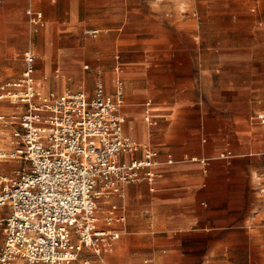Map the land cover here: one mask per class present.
I'll list each match as a JSON object with an SVG mask.
<instances>
[{
	"label": "crops",
	"instance_id": "0c3cea01",
	"mask_svg": "<svg viewBox=\"0 0 264 264\" xmlns=\"http://www.w3.org/2000/svg\"><path fill=\"white\" fill-rule=\"evenodd\" d=\"M251 4L2 0L0 59L24 46L38 61L36 48L46 45L45 92L61 94L75 80L72 90L89 94V75L114 94L121 80L125 133L158 154L153 189L143 180L124 187L126 200L115 198L126 216L113 227L122 236L92 264H264V125L254 120L264 111V12ZM28 9L43 13L37 34ZM55 46L65 80L57 86ZM14 66L0 67V86L21 76L24 59ZM3 105L0 114L16 112Z\"/></svg>",
	"mask_w": 264,
	"mask_h": 264
},
{
	"label": "built area",
	"instance_id": "2783aa9c",
	"mask_svg": "<svg viewBox=\"0 0 264 264\" xmlns=\"http://www.w3.org/2000/svg\"><path fill=\"white\" fill-rule=\"evenodd\" d=\"M26 14L37 34L44 26L43 13L28 9ZM36 62L35 53L25 52L21 76L0 86V104L16 109L0 115L10 138L9 156L0 159L10 157L21 166L17 178L0 180V209H6L0 215V264H75L84 252L104 263L121 238L113 227L126 223L114 200L123 197L125 186L143 180L153 189L158 154L148 147L141 151L125 133L121 80L114 94L102 86L93 95L45 92L37 85ZM254 120L264 125V111ZM167 163L174 164L172 156ZM103 198L111 205L105 228L97 217Z\"/></svg>",
	"mask_w": 264,
	"mask_h": 264
},
{
	"label": "rangeland",
	"instance_id": "374dc122",
	"mask_svg": "<svg viewBox=\"0 0 264 264\" xmlns=\"http://www.w3.org/2000/svg\"><path fill=\"white\" fill-rule=\"evenodd\" d=\"M259 7L262 8L263 12H264V0H252L251 11L252 12L258 11ZM88 37H90V36H88ZM0 38H1L0 41H2L4 39V37H1V36H0ZM38 44H40V42H38ZM46 48H47L46 45L41 47L40 50H38L36 48L38 56H39L38 61H37V67H36L37 78H38V81H40V80L42 81V82L40 81V83H41L42 90H44V91L47 90V85H46V81L44 80L43 75L46 76V78H47L48 74L46 72H45V74H43V71H44L45 67H47L49 65V63L51 62L50 56H49V48H47V50H46ZM18 49H19L18 51L17 50L12 51V53L10 54V56L8 58L0 59V67L16 65L17 67L22 69L23 68L24 53L26 52V50L28 48L24 47V46H19ZM54 49H55V51H54L55 54L53 55V63L52 64H53L54 70L56 71V74L52 80L60 81L61 79L56 78V75H58V74L63 76L62 72L57 70L58 69V54H57L58 46H55ZM46 54H47V60H43L42 57H44ZM17 55H18V57H17ZM89 65H90V63H85L84 66H89ZM16 66H14V67L17 68ZM83 69H84V67H83ZM231 70L233 72L236 71L237 73L240 72V69L233 68ZM228 71H230V69ZM259 72L261 73V70ZM86 73H88V71H86ZM77 80H80V79H77ZM241 80L242 81L244 80V82L249 83L251 79H250V77L244 76V79L241 78ZM87 81H88L87 91L89 92L90 95H93L95 88H96V84H95V82L92 81V79L90 78L89 75L87 76ZM74 82H75V80H73L72 82H68V84L66 86L67 89H65V90H72V84H74ZM57 85H58V82H57V84H55V86H57ZM51 90L53 92H55V89L54 90L51 89ZM3 106H5V105H3ZM3 106L0 107V111L4 110ZM2 127L3 126L0 123V145H2V147L0 148V155L1 154H7L8 155L9 151H10V147H9L10 146V143H9L10 138L8 135V131H6L7 129L2 128ZM2 140H3V142H2ZM4 142H7V143H4ZM2 143H4V144H2ZM0 161H4L3 163H0V177L4 176V177L9 178L10 180H14L15 178L18 177V171L20 170L21 166L16 160H11L10 157H7L4 160L0 159ZM110 210H111V205H107L105 203H100L99 209H98V212H100V214H97V217L106 218L108 216V212ZM5 211H6V209H0V215H2L3 212H5ZM103 212L106 214H103ZM106 226H107L106 223L100 225V227H103V228H105ZM3 240H4V236H3V233L0 231V251L3 247ZM86 259L96 260L92 255H90L87 252H84L76 264H83V261ZM95 264H98V263L96 262Z\"/></svg>",
	"mask_w": 264,
	"mask_h": 264
},
{
	"label": "bare ground",
	"instance_id": "6f19581e",
	"mask_svg": "<svg viewBox=\"0 0 264 264\" xmlns=\"http://www.w3.org/2000/svg\"><path fill=\"white\" fill-rule=\"evenodd\" d=\"M15 8V7H14ZM17 9V8H16ZM12 10V9H11ZM33 44V43H32ZM43 77H44V80L46 81V85H47V87H49V84H50V82H48V78H46V76H44L43 75ZM56 78H59V79H61L60 81H62V80H64L63 79V76H61L60 74H58V75H56ZM60 81H57V82H60ZM65 81V80H64ZM65 83V82H64ZM37 85H38V81H37ZM39 86V85H38ZM66 88V87H65ZM65 91H67V90H65ZM83 91V90H82ZM1 106H3V104H0V107ZM5 110L7 109L5 106L3 107ZM161 112V111H160ZM153 122V121H152ZM136 123V122H135ZM2 136V135H1ZM5 136V135H4ZM2 142H3V140H2ZM4 143H7V142H4ZM4 143H2V144H4ZM2 147V145H0V148ZM4 161H0V163H3ZM0 180H3V181H9L10 179L9 178H7V177H0ZM138 189V188H137ZM142 192V191H141ZM139 194V193H138ZM123 198L126 200V192L124 191V194H123ZM106 200V198H103V203H107L108 201H105ZM98 214H100V212H98ZM103 214H106V213H104L103 212ZM106 219L107 218H99L98 217V220H99V225H102V224H104L105 222H106ZM110 259V258H109Z\"/></svg>",
	"mask_w": 264,
	"mask_h": 264
}]
</instances>
